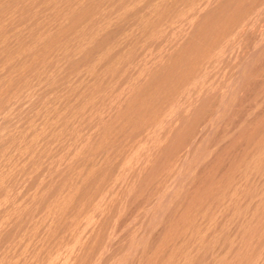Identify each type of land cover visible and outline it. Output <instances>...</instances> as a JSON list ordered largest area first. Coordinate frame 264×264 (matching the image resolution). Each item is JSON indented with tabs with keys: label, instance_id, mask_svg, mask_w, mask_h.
Here are the masks:
<instances>
[{
	"label": "bare ground",
	"instance_id": "obj_1",
	"mask_svg": "<svg viewBox=\"0 0 264 264\" xmlns=\"http://www.w3.org/2000/svg\"><path fill=\"white\" fill-rule=\"evenodd\" d=\"M0 264H264V0H0Z\"/></svg>",
	"mask_w": 264,
	"mask_h": 264
}]
</instances>
